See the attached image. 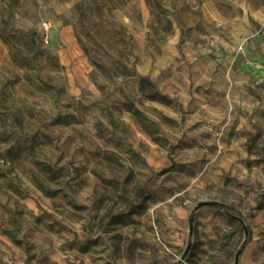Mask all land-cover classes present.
I'll use <instances>...</instances> for the list:
<instances>
[{
	"label": "rangeland",
	"instance_id": "374dc122",
	"mask_svg": "<svg viewBox=\"0 0 264 264\" xmlns=\"http://www.w3.org/2000/svg\"><path fill=\"white\" fill-rule=\"evenodd\" d=\"M0 264H264V0H0Z\"/></svg>",
	"mask_w": 264,
	"mask_h": 264
},
{
	"label": "trees",
	"instance_id": "16d2710c",
	"mask_svg": "<svg viewBox=\"0 0 264 264\" xmlns=\"http://www.w3.org/2000/svg\"><path fill=\"white\" fill-rule=\"evenodd\" d=\"M135 115H137V117H142V113L139 110L135 112Z\"/></svg>",
	"mask_w": 264,
	"mask_h": 264
}]
</instances>
